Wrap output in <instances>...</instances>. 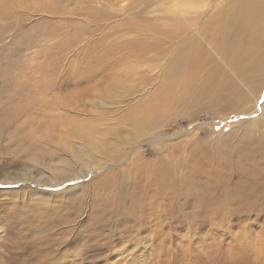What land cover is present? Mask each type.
I'll list each match as a JSON object with an SVG mask.
<instances>
[{"label": "rangeland", "instance_id": "obj_1", "mask_svg": "<svg viewBox=\"0 0 264 264\" xmlns=\"http://www.w3.org/2000/svg\"><path fill=\"white\" fill-rule=\"evenodd\" d=\"M164 5L173 0H0V169L35 148L41 168L55 161L56 176L45 211L0 187V264H264V163L249 199L240 185L251 176L221 172L218 183L195 162L228 148L234 162L250 142L264 161V83L255 93L226 68L242 94L232 104L216 88L221 54L205 43L192 58L212 61L183 69L190 42L170 37L179 33L158 12ZM95 90L118 97L101 104ZM82 121L103 142L101 162L91 172L95 155L85 157L74 165L81 177L59 183V137ZM68 184L78 186L64 196Z\"/></svg>", "mask_w": 264, "mask_h": 264}, {"label": "bare ground", "instance_id": "obj_2", "mask_svg": "<svg viewBox=\"0 0 264 264\" xmlns=\"http://www.w3.org/2000/svg\"><path fill=\"white\" fill-rule=\"evenodd\" d=\"M144 1L145 0H134L135 3L138 2L143 3ZM158 12H162V13L164 12L168 16H172L170 20L176 24L177 32L179 33V34H172L173 33L172 32L170 34V37L173 40H178L183 35L185 37V38L182 37L181 39L183 41V45L187 44L188 41L190 42L191 51L188 52L189 51L188 50L187 54L180 55L181 67L183 69H189V68L194 69L195 67L201 68L203 66L206 67L212 61V56H210L207 59L206 58L201 59L198 58V56L194 59L192 58L193 55H198V54L199 56L200 54L203 55V50H204L203 44L205 43L206 45L211 47L212 52H214L216 55H218L219 53L221 54V61L225 65V69H222L220 67L215 69L216 76L218 79L216 88L219 91L222 90L223 92H225V94L223 93V95H225L226 99L230 98L232 100V104L240 103L242 101L241 99L242 94L233 85V82L229 74L226 72V68L231 70L230 72H232L233 75L236 76L241 81V84L244 83L248 85V87L250 86L251 89L249 90L258 93V91L262 88V84L264 83V0H173V5L171 6L164 5V7L160 8ZM186 31L187 32L189 31L191 33L184 34ZM190 37H192L191 40H189ZM207 48L209 49V47ZM212 63L214 64L215 62L213 61ZM251 75H254V77L250 78L249 76ZM110 93L112 96L109 99H107L106 97L104 98V93L102 90H97L95 95L94 94L93 95L101 104H107V103L112 104V102H114L118 96H116L117 93L115 94V92L113 91ZM182 94L185 93L182 92ZM257 100L258 97H255L252 102L248 103V105L250 104L251 107L250 105L249 106L247 105V107H245L243 110H240L239 112L242 113V111H248L249 108L253 109V107L255 106L254 104L258 103ZM133 112L130 115L131 120L139 121L140 118L142 120L147 118L144 112L142 114L141 113L134 114ZM236 113H237V109H236ZM233 114H235L234 111ZM262 122L264 124V118L262 119ZM93 126L94 125H92L91 122L82 121L81 127L80 125L74 127L68 132L67 135H63L59 137L61 141L58 142L57 155L58 158L61 159V161H57L59 164L55 169L59 183L68 181V179L77 181V179L81 177L80 172H78V169L74 165L77 166V163L79 162L82 163L83 158L85 157L93 158L92 155H95L96 159L90 161V164H88V167H91L88 171L91 172H93L97 168L95 161L101 162L99 159V155L104 150L102 144L103 142L98 138L97 130ZM258 132H260V134L264 133V131H260L259 129H257V134ZM48 140L52 141V139H48ZM48 142L41 144L50 145V142L49 143ZM254 144L251 142L245 144L243 146L244 151L242 152H241V148L243 144H240V146H238L239 148L235 147L236 148L235 152L237 155H236V160L234 159L235 160L234 162H232V157H231L232 152L230 151L229 148L224 151L217 149L206 152L208 153V155L204 154L201 162H200V158H197L195 162H197V166L210 171L211 175H215L216 177H218L219 175L218 173L221 172L224 173V175H226L227 177H229V175H231L232 172L239 174L240 176L242 173L244 175L247 174L248 176H251L245 178L244 181H241V185H240L246 197L251 199L254 198L252 192L254 194H258L260 188L262 187L260 183L255 182V181H259L258 168L260 167L259 166L257 168V166L255 165L256 164L262 165L264 163V161L260 157L258 159H255L254 161L256 154H260V152L263 150L260 147H259L260 149L256 150ZM77 145H79V148H76ZM81 147L86 148L89 151L85 152L81 149ZM33 152H35V148H31L30 150H25L23 152V156L18 157L20 159L17 158L10 159L8 162L9 167L7 166L8 168L0 169V187L4 186L3 188L10 189L3 191V193L5 192L4 195L7 193L11 196L12 195L16 196V199L17 197H19L18 199L19 202L16 201V203H19L22 206V208H24V204H26V200H29L36 202L35 207L37 209L46 210L47 206H45V204L47 201L50 202V199L52 200L53 195L51 193V190L53 189L54 185H56L55 183L56 176L52 174V172L54 171L53 164L55 163V161L46 160L45 167L41 168L42 167L41 162L44 160H40L39 157L36 156V154L35 155L33 154ZM49 159H52L51 155ZM252 161L254 162L252 163ZM4 165L5 163H3V166ZM9 168H14V169L9 173L8 172ZM99 169L101 170V168ZM229 172L231 173L229 174ZM253 173L257 178L255 179V181H253L254 180ZM224 175L221 177L219 175V178L217 180L218 183H222V181H224L225 179ZM47 177L50 178L49 182H46ZM159 179L160 178H158V180ZM207 179L208 180L206 185L209 186L210 189L211 187L215 188L216 185L213 184L214 182L212 180L213 179L212 176L208 177ZM68 185H67L68 189H65L62 192L64 196L69 195L70 194L69 191L74 189L76 190L77 188L76 186H78V184L77 185L68 184ZM187 187L192 191L197 188L196 185H191V184L190 186ZM237 187L240 188L239 185ZM233 192L232 194L234 196L235 195L241 196L238 195L240 192L239 190H234ZM152 193L150 194L153 196ZM0 194H2V192ZM9 195L7 196L8 198L10 197ZM206 200L211 201L212 199H209L207 197ZM67 205L69 206L70 204ZM14 216L16 217V214ZM56 219L58 220L56 221L57 223L55 222L56 225L62 222L60 218H56ZM46 222L47 219L44 221L43 224H45ZM19 223H21L22 225V221Z\"/></svg>", "mask_w": 264, "mask_h": 264}]
</instances>
